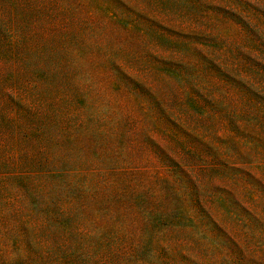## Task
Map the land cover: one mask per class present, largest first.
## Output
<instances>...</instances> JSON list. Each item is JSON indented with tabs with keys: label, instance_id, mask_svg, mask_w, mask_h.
Masks as SVG:
<instances>
[{
	"label": "rangeland",
	"instance_id": "374dc122",
	"mask_svg": "<svg viewBox=\"0 0 264 264\" xmlns=\"http://www.w3.org/2000/svg\"><path fill=\"white\" fill-rule=\"evenodd\" d=\"M0 264H264V0H0Z\"/></svg>",
	"mask_w": 264,
	"mask_h": 264
}]
</instances>
